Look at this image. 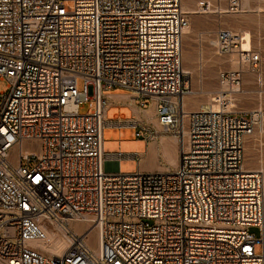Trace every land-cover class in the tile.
Instances as JSON below:
<instances>
[{"label":"built area","instance_id":"built-area-1","mask_svg":"<svg viewBox=\"0 0 264 264\" xmlns=\"http://www.w3.org/2000/svg\"><path fill=\"white\" fill-rule=\"evenodd\" d=\"M241 9L228 0L226 12ZM189 24L182 0H0V264H264V171L245 166L244 147L264 111L232 103L261 55L219 28L214 46L238 67L219 69L222 89L191 110ZM115 88L154 103L160 130L108 119L105 91ZM126 126L146 142L174 135L178 166L108 168L140 159L104 152L105 129ZM45 220L69 238L60 255L32 244L47 237Z\"/></svg>","mask_w":264,"mask_h":264},{"label":"rangeland","instance_id":"rangeland-1","mask_svg":"<svg viewBox=\"0 0 264 264\" xmlns=\"http://www.w3.org/2000/svg\"><path fill=\"white\" fill-rule=\"evenodd\" d=\"M185 1L190 3V0H182V5ZM199 1L191 0L192 10H183L190 22L184 35V68L187 67L190 70L188 74L193 91L188 97L187 106L191 107L197 103L200 105L211 103V97L222 89L217 78L218 70L238 67L236 54L220 55L214 46L216 31L219 28H228L244 35L247 31L250 34L252 50L260 53L262 59L258 73L245 67L241 92L232 95L235 110L249 112L254 108H262L264 111V0H248V6L242 3V9L238 13L226 12L228 0H206L213 6L210 12L201 11L198 6ZM82 86L83 82L79 79L78 88L81 90ZM7 90L8 81L0 79V91ZM88 110V104L81 105V113ZM106 134L108 136L109 131ZM125 137L130 142L145 143V141L137 138L134 133L127 132ZM112 139H114L112 134L107 137L108 142ZM138 146L136 143L134 147ZM109 147V144L106 145L107 150ZM244 147L245 166L248 169L259 168L264 171V122L246 136ZM134 160L125 159L120 171L122 173L135 172L137 161ZM24 164L26 165V163ZM250 230L260 235L261 230L258 227H252ZM96 235L95 231L90 234L89 243L91 245H96L94 241ZM51 242L55 243V248L65 244V240L61 237ZM257 251H261V246L258 247Z\"/></svg>","mask_w":264,"mask_h":264},{"label":"crops","instance_id":"crops-1","mask_svg":"<svg viewBox=\"0 0 264 264\" xmlns=\"http://www.w3.org/2000/svg\"><path fill=\"white\" fill-rule=\"evenodd\" d=\"M105 95L108 99V107L105 112L108 119L114 120L117 117H121L124 120L133 121L135 124H144L156 130H160V125L156 119L154 103H151L147 108L141 107L135 94L122 88L107 90L105 91ZM199 107L200 104L197 103L191 105L189 109L194 110ZM107 131H109L108 136L112 134V137H114V139L109 142L107 140ZM127 132L135 134L136 128L134 126H126L120 129L116 127L106 128L104 131V152L111 154H137L140 159L139 161L135 159L137 161L136 171L139 170L141 172H166L174 170L178 166L179 145L174 135L163 134L149 142H146L143 138H139L140 140L145 141L144 143L130 142L129 140H126L125 134ZM136 143L139 145L138 147H134ZM108 144L110 147L107 150L106 145ZM124 160L125 159H121L119 164L117 161H108L106 166L112 168L114 171H118L119 168L121 169Z\"/></svg>","mask_w":264,"mask_h":264},{"label":"bare ground","instance_id":"bare-ground-1","mask_svg":"<svg viewBox=\"0 0 264 264\" xmlns=\"http://www.w3.org/2000/svg\"><path fill=\"white\" fill-rule=\"evenodd\" d=\"M242 3L246 6L248 4V0H243ZM182 9L192 10V6L189 2L185 1L182 5ZM243 47L245 49L251 48V38H250V34L247 31L245 33V39L243 40ZM185 68H186L185 71L187 73L190 72V70L187 67ZM149 114H150V111H149ZM42 227L46 231L47 237L43 240H37V241L32 242L33 246H35L36 248H38L39 250L43 251L44 253L50 256H57V255L62 254V252L69 246L70 241L67 235L64 233V231L61 228L55 226L52 222L48 220L43 221ZM77 229L81 230L82 226L78 225ZM59 237L65 240V244L61 245L59 248H55V243L51 241L56 240ZM94 241L96 245L95 246L92 245V246L95 249H97L98 243H99L98 234L96 235Z\"/></svg>","mask_w":264,"mask_h":264}]
</instances>
